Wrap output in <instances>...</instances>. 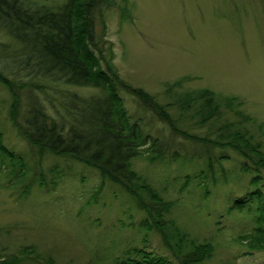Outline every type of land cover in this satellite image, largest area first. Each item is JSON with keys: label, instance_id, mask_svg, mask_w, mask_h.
Listing matches in <instances>:
<instances>
[{"label": "rangeland", "instance_id": "obj_1", "mask_svg": "<svg viewBox=\"0 0 264 264\" xmlns=\"http://www.w3.org/2000/svg\"><path fill=\"white\" fill-rule=\"evenodd\" d=\"M67 1L23 0L27 6L53 10ZM92 15L97 54L110 56L107 64L126 83L144 89L160 103L185 90L207 88L213 93L223 110L205 124H198L194 113L179 115L169 109L180 129L214 140L222 131L219 127L229 123L252 135L264 149V0H100ZM19 47L0 27V70L25 83L19 90V125L25 124L23 107L28 97L63 121L68 114L63 107L66 95L89 97L103 92L93 86L35 79L30 66H17ZM120 95L132 120L157 139L164 151L151 162L147 144L132 158L130 169L171 204L164 215L185 233L186 240L211 245L210 255L201 264H264V249H250L240 238L255 226L258 200L242 209L233 204L257 187L250 181L256 171H245L243 160L230 148L174 134L137 98L124 91ZM226 97L234 98L233 110L222 106ZM11 103L9 91L0 83L3 143L24 163L17 166L0 159L2 255L32 247L22 264H46L49 258L53 264H116L133 247L169 255L151 216L120 185L103 182L92 167L32 148L12 121ZM208 151L214 156L211 166L205 157ZM16 171L25 177L19 180ZM261 174L263 182L264 171ZM260 188L264 195V187ZM146 195L144 202L150 204ZM36 254L40 257L33 260Z\"/></svg>", "mask_w": 264, "mask_h": 264}, {"label": "trees", "instance_id": "obj_2", "mask_svg": "<svg viewBox=\"0 0 264 264\" xmlns=\"http://www.w3.org/2000/svg\"><path fill=\"white\" fill-rule=\"evenodd\" d=\"M99 1L68 0L53 10L44 5L27 6L23 0H0V27L20 46L21 53L17 55L20 60H15L17 66L20 65L22 69L30 66V73L35 79L50 78L67 86H93L103 91L89 97L76 93L66 95L63 107L68 114L63 121L47 114L37 100L28 97L23 107L25 124L19 125L16 118L19 90L24 88L25 83L21 84L19 79L16 81L7 77L0 70V83L11 95L10 113L19 135L41 154L64 156L92 167L103 182L110 181L120 185L127 196L136 202L137 207L151 216L152 226L170 252L169 255L154 253L152 249L147 250V247H133L121 259L117 258L116 264H201L210 255L211 245L208 242L186 240L185 233L173 226L174 221L168 220L164 215L171 204L158 197L155 189L139 180L130 169L132 158L139 155L147 144L146 151H150L148 158L151 162L162 157L164 151L157 139L150 138L140 123L132 120L127 113L120 95V91H124L137 98L144 108L168 124L174 134L195 142H208L216 147L230 148L243 160L242 167L245 171H256L250 181L257 187L246 192L244 197L237 198L233 204L242 209L254 199L258 200L255 226L252 231L240 234V238L246 241L250 249H264V195L260 188L264 187V181L261 182V172L264 171L262 143L252 135L247 136L245 130L228 126L229 123L219 127L222 131L217 135L218 139L214 140L180 129L177 119L169 114L170 108L175 109L179 115L194 113L196 122L200 125L222 113L223 109L220 110V104L208 89L178 92L173 100L160 103L144 89L133 87L120 78L116 70L107 64L106 55L101 57L97 54L98 40L94 33L96 20L92 10ZM98 10L100 9L96 13ZM99 22L103 25L102 16L99 17ZM233 102V97H226L222 106L225 104V107L233 110ZM235 113L240 111L236 109ZM205 157L208 166H211L210 160L214 156L208 151ZM0 159H7L17 166L24 165L22 157L4 145L1 131ZM54 170L55 167L51 169L52 172ZM16 175H19V180L25 177L21 171H16ZM23 192L26 194L25 190ZM143 193L148 194L146 196L150 204L144 202ZM144 223H148L146 219ZM31 250L32 247H24L6 256L2 255L0 248V264H22L25 254ZM39 257L40 254H36L31 258L35 260ZM46 264H53L52 259L49 258Z\"/></svg>", "mask_w": 264, "mask_h": 264}]
</instances>
